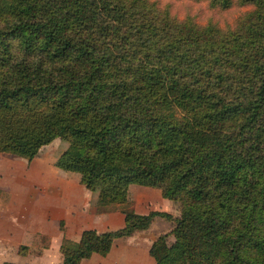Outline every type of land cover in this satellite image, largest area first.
Instances as JSON below:
<instances>
[{"label": "trees", "instance_id": "obj_1", "mask_svg": "<svg viewBox=\"0 0 264 264\" xmlns=\"http://www.w3.org/2000/svg\"><path fill=\"white\" fill-rule=\"evenodd\" d=\"M194 1L251 9L221 29L150 0H0V154L29 163L64 141L56 167L124 215L64 236L60 264L106 257L155 218L174 224L155 264H264V0ZM130 186L179 215L135 212Z\"/></svg>", "mask_w": 264, "mask_h": 264}, {"label": "crops", "instance_id": "obj_2", "mask_svg": "<svg viewBox=\"0 0 264 264\" xmlns=\"http://www.w3.org/2000/svg\"><path fill=\"white\" fill-rule=\"evenodd\" d=\"M36 158L30 162L25 172L27 180L34 174L29 178V181L33 179L29 186L37 190L32 195V199L26 201L27 218L25 221L20 218L18 209L12 201L9 208H0V237L2 238L0 239V244H2L0 254L2 258H5L2 264L4 262L16 264L14 260L9 261L5 257V253L8 252L5 247L12 249L11 242L13 241L16 245L13 251L17 256L21 246L26 248L31 246L32 250H36L38 245L35 244L36 242L40 244L42 241H48V245L42 246L41 252L39 250L38 257L47 256L49 252L55 251L56 259L60 264L59 247L64 236L77 242L84 230L109 232L105 231L110 227L108 225L117 226L116 230L123 228L124 215L119 211L97 213V195L88 191L80 183L78 174L63 173L50 164L37 166L35 165ZM129 192H136L143 197L146 194L153 195L151 194L153 193L152 189L147 188H138L132 191L129 189ZM61 224L62 228H60ZM139 233H144V231L136 232L130 238L117 240L106 257L93 254L89 259L81 261L80 264H155L149 256V248L154 239L149 238L151 241L142 240ZM135 240L136 242H134ZM50 241L51 244H49ZM20 256L28 257L29 254ZM23 264H42V262H25Z\"/></svg>", "mask_w": 264, "mask_h": 264}, {"label": "rangeland", "instance_id": "obj_3", "mask_svg": "<svg viewBox=\"0 0 264 264\" xmlns=\"http://www.w3.org/2000/svg\"><path fill=\"white\" fill-rule=\"evenodd\" d=\"M151 2H155L160 8H167L172 17L178 20H184L186 17H190L195 21V23L199 25H206L208 23L214 24L221 29H227L234 25L236 20L246 11L250 10V6H239L234 3V5L226 10L221 9H213L209 7L208 2L206 1H194V0H150ZM68 148V144L61 140H54L51 144L42 147L36 156L35 165L40 164H50L53 167H56V163L61 155ZM30 162L28 163L26 160L18 158L12 155H2L0 156V208H9L11 201L14 203L15 207L18 209V214H20V218L25 221L27 218V208L26 201L32 199V195L37 191L30 188V183L33 181H29L26 179L25 172L27 171ZM57 170L64 172L56 167ZM29 182V183H28ZM146 189L145 187L139 186H130L129 189L131 191L133 189ZM150 189L151 188H147ZM153 195L148 196L147 194L144 197L141 194L136 192H129L128 198L130 202V207L134 209L135 212L139 214H147L150 211L157 212H165L169 213L173 217H177L179 215V205L177 203L167 201L161 198L160 192L158 190L152 189ZM94 195H97L96 199V211L98 214L110 213V212H100L98 207V192H94ZM141 197V198H140ZM151 198V199H150ZM150 199V200H148ZM118 212V211H114ZM110 227L106 228L105 231H113L118 227L115 225H108ZM123 226V223H122ZM174 224L170 221H165L162 218L153 219L149 230L144 231V233L140 234V239L148 240L156 239L161 235L167 236V244H171L173 242V237L171 236V231L173 229ZM143 232V231H141ZM150 238V239H149ZM0 239H2L0 237ZM141 240V241H142ZM153 240V241H154ZM136 242V240L134 241ZM12 249L9 247H5L8 251L5 253L6 260L16 262V264H23L25 262L30 263H40L42 264H58L56 259V252H49L47 256L38 257V253L41 252V247L44 245H48V241H42L40 244L36 242L37 245L36 250H32L30 247L26 248L25 254H29V256H20L21 254L14 253L13 249L16 248L14 241L11 242ZM34 244V243H33ZM51 244V241L49 242ZM10 246V245H8ZM2 248V244H0ZM22 247V246H21ZM20 247V249H21ZM19 249V251H20ZM1 250V249H0ZM40 250V252H39ZM52 251V250H51ZM1 253V252H0ZM4 255V253H2ZM5 260V258L1 257L0 254V264Z\"/></svg>", "mask_w": 264, "mask_h": 264}]
</instances>
